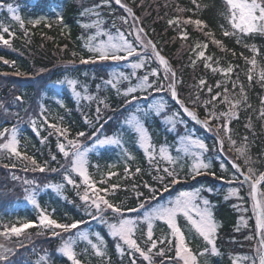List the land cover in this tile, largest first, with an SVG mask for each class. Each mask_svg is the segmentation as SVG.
Instances as JSON below:
<instances>
[{
  "label": "trees",
  "instance_id": "trees-1",
  "mask_svg": "<svg viewBox=\"0 0 264 264\" xmlns=\"http://www.w3.org/2000/svg\"><path fill=\"white\" fill-rule=\"evenodd\" d=\"M121 2L131 8L135 16L139 18L140 24L136 26L145 29V33L141 35L151 39L169 61L177 80L180 81L177 84L180 98L190 110L196 112L199 119H205L206 108L217 115L220 112H227L230 104L221 102L225 95H228L233 102L240 101L238 108L235 109L236 117L229 122V134L236 141L231 150L228 139L222 131L220 136L224 138L223 150L217 144L216 120L211 121L212 131H206L201 125L183 115L181 111L183 122L176 124L175 134L176 132H193L194 136L206 143L209 150L205 152V161L211 165L210 171L215 172L217 178L201 176L195 180L188 179L177 185H169L168 192L157 191V199L151 201V204L165 203L182 191L200 190L201 195L209 199L213 219L217 224L215 243L218 255L207 259L208 264H232L235 256L245 253L249 255V261L250 259L252 261L254 257L253 264H258L256 247L259 246L250 189L248 185H241L238 180H234L232 184L226 181L233 180L234 176L239 180L243 179L232 168V161L240 165L242 171H247L243 159H237L238 153L235 151V148L242 145L247 146L248 155L253 161L251 167L258 173L264 172V118L260 117L261 108L264 107L260 103L261 98H264V81L260 79V72L264 70V35L243 36L241 43H237L235 36L224 37L221 25L224 28H229V25L221 15L226 11L223 0H196V4H193L192 0H121ZM9 3L19 7L24 28H21L17 21L10 19L6 7L0 9V20H3V23L5 21L6 26L14 33L11 37L4 33V38L9 40L10 46L0 43V57L3 58L0 59V105H3V108H0V131L5 128L11 130L15 127L19 150L34 157L41 165L47 162L48 169L43 173L24 171L23 168L27 162L14 157L9 159L7 154L0 157V225L16 224L19 226L25 221L38 223V210L24 200L25 185L22 181L24 179L34 180L41 187L45 184L62 183L64 167L68 166V161L57 148L58 140L62 143L66 141L64 137H58L53 129H49L43 123L41 109L53 104L56 107L59 122H49L67 128L69 138H76L78 132H85L86 136L79 139L85 146H90L92 142L88 140V136H91L96 128H99L101 124L104 125L98 133L101 137L113 134L120 127L128 109L133 107L129 105L126 108L125 98L118 96L110 87L97 92V85H102L103 80L108 78L112 70L123 68L129 62L104 61L96 64H80V57L91 56L84 45L87 38L96 31L95 28H84L82 25L92 24L99 18L104 21L101 25L103 30L111 34H116L118 28L132 42H135V34L129 35L134 21L127 17V13L115 3V0H34L33 2L30 0H0V5ZM197 4L200 5L199 9L196 7ZM97 5L99 7H96ZM93 8L99 13V17L91 13L81 14L85 9ZM178 8L186 10L179 12ZM58 15L63 17L62 23L57 19ZM120 17L127 18L128 23L124 24ZM178 18L180 19L179 27L175 24L169 26L170 19ZM188 18L203 20L208 25L204 31L211 30L215 38L222 41L224 50L212 44L211 38L204 36L195 25L183 24V19ZM35 19H40L41 23L33 27L29 21ZM113 22H115V27H113ZM182 31L187 34V39H181ZM197 43H207L208 48H196ZM253 45L258 50V55L255 56L256 66L247 63V60L253 58V53L249 51V47ZM193 49L196 50L193 51ZM201 50L205 51L206 56L212 57V60L208 61L211 67L227 69L231 65L233 71L228 75H222L220 72H213L211 67L205 68L204 60H197V53ZM137 51L139 52L140 49L138 48ZM73 53L76 55L73 56ZM3 60H8L9 64H5ZM192 60H196L195 66L192 65ZM153 67L157 69L160 67L154 58L146 70ZM249 69H252L251 82L248 80ZM125 71L129 72L127 69ZM137 71L138 75L144 74L142 70ZM17 72L22 75H17ZM159 75L163 77L162 70ZM67 79H76L82 85H87L89 94L106 98L109 108L105 109L103 105L100 106L102 116L99 123L96 122V101L82 100L78 104L71 90L66 85L60 86L57 83ZM150 79L155 78L150 77ZM201 79L206 82L204 85L199 84ZM218 82L219 87H217ZM234 83L235 87H233ZM241 86L244 90L243 95H241ZM209 87L212 89L211 92L208 91ZM225 88L228 90L227 93H225ZM217 93L221 95L212 101L211 97L216 96ZM160 95L169 101L166 110L168 114L179 109V105L170 100L168 93L154 94V97ZM17 96L21 97L20 101L15 99ZM205 101L211 102L205 105ZM61 103L64 107L60 106ZM136 103L145 104L146 102ZM85 117L91 121V124L85 123ZM109 117L112 119L108 120ZM151 117L152 121L147 119L146 123L157 143L163 140L171 143L173 133H165L162 128V116ZM32 120L36 121L39 135L33 131ZM105 120H108V123L105 124ZM223 120L224 117H220L219 122L222 123ZM163 133L166 135L163 136ZM125 143L132 159L129 160L126 157L122 161L113 149H103L97 157L93 155L90 157L89 166L97 164L114 167L117 175L111 178H100L105 183H98L97 187L109 189L106 198L125 210V218L137 219L138 213H129L127 209L137 207L140 201L151 196L144 184L147 183L157 190L162 189L163 185L153 179L157 173L133 139L125 137ZM52 155L56 156V160L51 159ZM181 163L185 165L186 171L188 166L186 160ZM221 164L224 165V170L221 169ZM12 165L16 166L12 167ZM125 166L129 168L130 176L125 175ZM159 166L162 169L166 165L159 162ZM137 167L141 169L139 173H136ZM30 168L31 165H29ZM52 168L57 171L52 172ZM160 174H163L162 171ZM13 176L20 179L14 180ZM74 179L79 183V177L74 176ZM111 185H118V187L112 189ZM206 189H211V192ZM230 189H237L236 194L225 200ZM260 190L264 191V184L260 186ZM137 192L143 195L138 198ZM80 194H83V186H81ZM100 194L104 195L103 192ZM38 202L51 218L60 223H72L76 220L87 221L81 225V230L99 233L104 237L111 264H131L127 249L125 248L124 256L118 254L114 240L108 235L107 228L85 214L77 189L66 185L62 196L49 190L38 197ZM105 215L111 222L114 214L109 211ZM243 220L245 224H242ZM138 232L141 238L145 239L142 227H139ZM183 232L192 246L201 243V238L195 233L186 228ZM164 234L168 236L166 229L159 224L153 232V238L159 241ZM19 239L24 247L18 246L16 237H12L10 242L0 238V243L13 248L15 254L9 257L13 264H39L42 255L49 257V264H71L62 255L57 254L61 239L52 237L50 232L34 227L25 230ZM163 240L165 243H158L154 252L163 248L165 254L154 256V264H175L174 244L173 242L169 244V239ZM77 246L82 247L83 243ZM136 259L137 264H145L138 254ZM82 260L83 263L102 264L101 259L93 254L88 258L85 255ZM204 262L205 260H200V264Z\"/></svg>",
  "mask_w": 264,
  "mask_h": 264
},
{
  "label": "snow or ice",
  "instance_id": "snow-or-ice-1",
  "mask_svg": "<svg viewBox=\"0 0 264 264\" xmlns=\"http://www.w3.org/2000/svg\"><path fill=\"white\" fill-rule=\"evenodd\" d=\"M115 3L123 8L127 13V17L131 18L134 23L130 29L129 35L135 34V42H130L126 39L124 32L117 28L116 35L110 32H104L101 29V25L104 23L102 19H97L92 24H83L84 28H95L96 35L89 36L85 43V48L92 55L88 58L80 57V64H96L97 62L112 61V62H125L128 61V68L131 69L129 72L112 70L107 79L103 80L102 85H97V92L102 89L107 90L109 87L115 91L118 96L125 98V107L131 105V109H128V113L124 116L121 121L120 127L110 135H104L101 137L98 135L103 124L99 128H96L92 132L91 136H88V140L92 143L90 146H85L80 141V137H85V132H78L76 138H69V130L67 128L61 127L57 123H50L47 116H44V109H41V116L43 117V123L47 125L49 129H53L55 134L60 137H64L66 143L57 142V148L59 152L63 155L66 161H68V166L64 167L63 171V182L62 183H51L45 184L42 187L37 184L34 180L24 179L22 181L25 185L24 200L27 204L34 206L38 210V223L34 221H25L20 223L19 226L12 224L11 226L7 224L0 225V238L4 241H11L12 237L17 238V244L20 247H24L23 242L19 239L25 233V230L30 228H40L45 232H50L52 237H60L61 243L58 246L57 254L62 255L71 264H82V261L78 259V254L76 252V247L80 243H85L90 247L94 255L101 259L102 264H111L110 257L107 255L106 241L104 237L99 233H90L89 231L81 230V225L87 223L84 220H76L72 223H60L57 220L51 218V216L41 208L38 197L46 191L51 190L58 196L63 195V191L66 185H71L77 189V194L80 201L84 206L85 214L90 216L92 220L98 221L101 225L107 228L108 235L116 241L115 249L121 256L125 255V246L127 249V255L131 258V264H137L136 256L143 259L145 264H154L153 257L156 255L164 256L165 250L163 248L154 252L157 249V245L164 244L163 239L157 241L153 238V227L154 224L159 221L167 225L168 230H170L171 236L175 239V264H200L199 257L215 256L218 255L217 247L215 243V237L217 234V224L213 219V212L211 210V203L209 199L204 198L200 194V190H195L191 192L182 191L178 196L169 200L166 203H157L155 205L151 204V201L157 199V191L166 193L169 191V185H177L182 181L188 179L195 180L197 177L201 176H212L214 179L216 177L215 172L210 171L211 165L203 159V154L209 149L205 142L199 138H194L191 134H186L180 137V146L175 149L176 155L173 156L169 151L168 147L165 145L160 146L158 153L155 146L152 144L151 136L146 126V121L150 116H162V118L168 123L169 131H174L175 126L178 123H182L183 119L181 116V111L183 115L189 117L196 124L201 125L206 131H212L211 121L216 120V135L217 144H219L221 150H223L224 138L220 136L222 131L228 139L230 150L236 144V141L232 139L229 129V122L232 118L236 117L235 109L238 108L240 101L233 102L229 99L228 95L224 96L222 103L230 104L227 112H220L217 115L214 111L209 112L207 108L205 109V119L201 120L198 118L195 111L190 110L185 102L180 98L179 92L177 90V84L180 81L176 78L175 71L171 68L169 61L161 54V50L156 47V44L151 40L142 36L145 33L143 27H137L140 24V20L135 16L133 10L129 8L126 4L122 3L121 0H115ZM193 4H196V0H192ZM226 11L221 13L229 28H224L221 25L222 35L224 37L235 36L237 38V43L242 42L243 36H250L254 34L264 35V0H223ZM7 12L11 15V19L17 21L21 28H24V21L18 14V8L13 4L9 3L7 5H0V9L5 8ZM96 7H99L97 5ZM197 9L200 5H196ZM186 9L178 8L177 11L183 12ZM191 11V9H187ZM93 14L99 17V13L95 12V9H85L82 15ZM57 19L62 23L63 17L58 15ZM124 24L128 23V19L125 17H120ZM34 26L41 23L40 19H35L29 21ZM169 26L177 25L180 26V19H170L168 21ZM183 24L185 25H195L197 30L201 31L204 36L211 38V43L220 47L224 50V45L221 40L215 38L214 33L209 31H204L208 28V25L201 19H183ZM49 26V25H46ZM113 27H115V22H113ZM4 33H7L10 37L14 35L7 26L0 24V43L4 45H9V40L4 38ZM97 36H106V41H101L96 44L93 41ZM187 34L181 32V39H187ZM248 47L247 45H245ZM140 49L138 52L137 49ZM196 48L207 49V43H197ZM196 49H193L195 51ZM249 51L253 53V58L247 60V63L256 66L255 56L258 55V50L255 46L249 47ZM150 52V55L148 53ZM235 53H233L234 55ZM76 54L73 53V56ZM129 58H136L135 62L129 60ZM154 58L155 62L160 66L157 68H150L146 70L144 74L138 75L137 70L146 69L148 64ZM0 59H3L0 57ZM204 60V67L210 68L211 65L208 61L212 60L211 56H206L205 51L201 50L197 53V60ZM5 64H9L8 60H3ZM73 63V61H69ZM192 65L195 66L196 60L191 61ZM162 70L163 77L159 75ZM213 72H220L222 75H228L233 71L230 65L227 69L211 67ZM252 69H249L248 80L251 82L253 76L251 74ZM17 75H22V73L17 72ZM155 78V79H150ZM260 79L264 81V70L260 72ZM135 80V83H133ZM127 82L126 88H121V85ZM60 86H67L71 89L76 102L79 104L83 101H96V122L99 123L103 108H109V104L106 102V98H100L89 94L87 85H80V82L76 79H67L57 82ZM206 82L201 79L199 81L200 85H204ZM219 82L217 87H219ZM235 87V83L233 84ZM78 88L83 89V94ZM211 92V87L208 88ZM227 88H225V93H227ZM243 87L241 86V95H243ZM168 93L170 100L174 101L175 104L179 105V109L167 114V107L169 101L161 98L159 100L152 99L154 94ZM139 94V95H137ZM221 95L217 93L216 96H212L211 100H216L217 96ZM17 101L21 100L20 96L15 98ZM197 99L199 97L197 96ZM246 99V98H245ZM138 101H145V104L136 103ZM211 101H205L204 104L207 105ZM59 103V101H58ZM195 103V101H193ZM261 105L264 106V98H261ZM61 107L64 105L61 103ZM215 107V106H213ZM3 108V105H0ZM220 117H224L222 123H220ZM260 117L264 118V107L261 108ZM62 119V118H61ZM109 117L108 120H111ZM105 120L104 123H108ZM85 123L91 124V121L85 117ZM33 131L39 135V129L37 128L36 121H31ZM250 126V125H249ZM7 133V136H6ZM51 135V133H50ZM125 137H131L134 143L143 150L145 157L147 158L150 165L155 169L157 175H154L153 179L158 180V182L163 185L162 189H153L147 183L144 184L145 188L149 189L151 196L146 198L144 201H140L137 207L127 209V212L138 213L137 219L125 218V210L117 204L112 203L106 196L109 194L108 188H98L97 184H103L105 181L101 179L100 181L93 180L91 174L89 173V153L99 151L106 148H116L122 151L123 155L127 159H132V155L129 153ZM247 139L246 137L244 138ZM43 142V141H42ZM238 153L237 159H243L244 165L247 166V171H242L241 166L231 162L233 169L239 173V176L243 177L239 180L238 177H233V180L226 181L228 184H232L234 180H238L241 185H248L250 189V197L253 202V212L256 217V229L257 232L262 237L259 248L264 249V191L260 190V186L264 184V172H257L256 169L251 167L253 161L248 155L247 146L242 145L235 148ZM7 154L9 159L16 158L27 162L24 165L23 170H31L33 172H45L47 169V162L41 165L37 160L22 153L19 150V140L17 135V129L15 127L11 130L5 128L0 131V157ZM159 157V160L157 159ZM52 160H56V156L52 155ZM191 159V164L187 166L185 171V165L181 161ZM159 161L166 162V166L162 169L159 166ZM29 165L31 168L29 169ZM16 165H12L15 167ZM7 167V165H5ZM63 167V166H62ZM221 169L224 170V165H220ZM52 172H56L57 169L52 168ZM141 169L136 168V173H139ZM162 171L163 174H160ZM125 175L130 176L131 173L129 168L125 166ZM183 173V175H181ZM117 175L115 172H109L108 177ZM74 176L79 177V183L74 179ZM14 180L20 179L19 177L13 176ZM220 179H223L220 177ZM165 181H168L165 183ZM81 186H83V194H80ZM118 185H111L112 189H115ZM211 192V189H206ZM237 189H230L228 194L225 196V200L236 194ZM103 192L104 195L100 193ZM137 197H141L143 193L137 192ZM94 210V211H93ZM141 210H143L141 212ZM111 212L114 214L112 221L106 217V213ZM184 217L191 228L195 230V233L206 242V246L203 250L198 253H194L193 250L188 246L186 242V237L181 227L178 224V218ZM144 224L147 226L146 238L143 240V246L138 243L136 237V232L138 230V225ZM77 230V231H73ZM40 234V233H38ZM64 234H71L65 236ZM95 240H93V238ZM169 244L172 241H168ZM210 246V248L208 247ZM88 252V247L84 249V253ZM14 250L12 247L6 246L5 243H0V264H13L9 259L10 255H14ZM39 264H49V257L47 255H42L40 257ZM204 264H208L207 259ZM233 264H236V260H233ZM260 264H264V252L260 254Z\"/></svg>",
  "mask_w": 264,
  "mask_h": 264
},
{
  "label": "rangeland",
  "instance_id": "rangeland-1",
  "mask_svg": "<svg viewBox=\"0 0 264 264\" xmlns=\"http://www.w3.org/2000/svg\"><path fill=\"white\" fill-rule=\"evenodd\" d=\"M34 0H30V2H33ZM15 7H17V6H15ZM18 8V14L20 15V9H19V7H17ZM8 15H9V17H10V19H11V15L8 13ZM0 24H2V25H4V26H6V24H5V21H4V23H3V20H0ZM101 29H102V31H104V32H107V31H105V30H103V28L101 27ZM96 35V31H95V33L93 34V35H91V36H95ZM113 35H116V34H113ZM126 37V36H125ZM126 39H128L127 37H126ZM107 40V37L106 36H97L96 37V39L93 41V43H96V44H98V43H100L101 41H106ZM129 40V39H128ZM130 41V40H129ZM130 42H132V41H130ZM91 54V53H90ZM92 55V54H91ZM129 59H132L131 61L132 62H135V59L136 58H129ZM128 63H126V65H124L123 66V68H117L116 70H118V71H124V72H126L127 73V71H125L126 69L127 70H129V71H131V69L130 68H128ZM115 70V69H114ZM142 71H143V73L146 71V69H141ZM140 75H142V74H140ZM133 83H135V80H133ZM80 85H82L81 83H80ZM127 87V82H125L124 84H122L121 85V88L123 89V88H126ZM70 89V88H69ZM71 90V89H70ZM78 90H80L81 92H82V94H83V89L82 88H78ZM161 98H163V99H165L163 96H155V97H152V98H150L149 100L151 101L152 99H156V100H159V99H161ZM147 103V102H146ZM139 104H143V103H139ZM44 116H47L48 117V119H49V121L50 122H59V116H58V114H56V107L53 105V104H49V105H47V106H44ZM168 114V113H167ZM170 115V114H169ZM148 120L151 122L152 121V117L150 116L149 118H148ZM162 123H163V125H162V128L164 129V131H165V133H173L172 135H173V141L170 143L169 141H166V140H163V141H161V142H159V143H157V141H156V139L154 138V135L150 132V130L148 129V131H149V133H150V136H151V141H152V144L155 146V148H156V150H157V153H158V150H159V148H160V146H162V145H165V146H167L168 147V149H169V151L171 152V154L173 155V156H175L176 155V151H175V149L177 148V147H179L180 146V144H179V140H180V137H182V136H184V135H186V134H191L194 138H199V137H197V136H194L193 135V132H191V133H184V132H182V133H177L176 132V134H175V131H176V127H175V130L174 131H169L168 129H169V125H168V123L163 119L162 120ZM150 124V123H149ZM146 126H147V128H148V123H146ZM166 134H164L163 133V136H165ZM200 139V138H199ZM201 140V139H200ZM106 149H113L114 150V152L118 155V157L122 160V161H124V159L126 158V156H124L123 155V153H122V151L121 150H119V149H116V148H106ZM103 150V149H102ZM102 150H99V151H95V152H92V153H89V161H90V157L93 155L94 157H97L98 156V154L100 153V152H102ZM143 151V150H142ZM157 159L159 160V157H157ZM203 159L205 160V153L203 154ZM159 162H162V163H164L165 165H166V162H164V161H159ZM186 162H187V164H188V166L191 164V159H188V160H186ZM205 162H207V161H205ZM208 163V162H207ZM109 172H115L116 173V171H115V169H114V167L112 166V165H107V166H103V165H97V164H94L93 166H89V173L91 174V176H92V178H93V180H95V181H100L101 179L100 178H104V177H108V173ZM93 173H95V174H93ZM96 175V176H95ZM98 178V179H97ZM195 191V190H194ZM187 192H191V191H187ZM201 194V193H200ZM178 196V194L175 196V197H173L172 199H170V200H173V199H175L176 197ZM202 196V195H201ZM203 197V196H202ZM169 201V200H168ZM167 202V201H166ZM165 202V203H166ZM163 204V203H162ZM43 209H45V208H43ZM252 209H253V205H252ZM254 213V212H253ZM49 214V213H48ZM50 215V214H49ZM162 225L163 226V228L164 229H166V233H167V235L168 236H166V234H164L163 236H162V238L161 239H169L170 241H172L173 242V244L175 245V239H174V237H172L171 236V233H170V230H168V228H167V225L166 224H164V223H162V222H159V221H157L155 224H154V227H153V232L155 231V229H156V227H157V225ZM178 224H179V226L181 227V229H182V231H183V229L184 228H186V230H189V231H191V232H193V233H195V230L194 229H192L191 228V225H189L188 223H187V221H186V219L184 218V217H179L178 218ZM242 224H245V220H243L242 221ZM139 227L141 228H143V232H144V236H145V238H146V231H147V226L146 225H144V224H140V225H138V229H139ZM196 234V233H195ZM197 235V234H196ZM198 236V235H197ZM166 237H168V238H166ZM186 237V242L188 243V246L193 250V252L194 253H198V252H200L201 250H203L204 249V247L206 246V242H204L203 241V239L201 238V237H199V238H201V243H198L196 246H192L191 245V242H190V240L187 238V235L185 236ZM93 238V240H95V238L94 237H92ZM136 239H137V241H138V243H141V245L143 246V240L144 239H142L141 238V234L138 232V230H137V232H136V237H135ZM261 239H262V237H261ZM114 243H116V241L114 240ZM86 247H88V252L87 253H84V249L86 248ZM209 248H210V246H208ZM125 248H126V246H125ZM76 252H77V254H78V259H80L81 261H83L82 260V257L83 258H85V255H86V258H88L89 256H91V254H93L94 255V253L91 251V249H90V247L89 246H87L85 243H83V246L82 247H76ZM256 253H257V257H256V260H257V258H258V264H260V254L262 253L261 252V249L259 248V247H256ZM253 256V255H252ZM211 257V255H209V256H206V257H199V261L200 260H206V259H209ZM236 260V264H253V262H254V257H252V261H251V259H250V261H249V255L247 254V253H245V254H242V255H237V256H235L233 259H232V264H233V260ZM82 264H89V262H86V263H83L82 262Z\"/></svg>",
  "mask_w": 264,
  "mask_h": 264
},
{
  "label": "water",
  "instance_id": "water-1",
  "mask_svg": "<svg viewBox=\"0 0 264 264\" xmlns=\"http://www.w3.org/2000/svg\"><path fill=\"white\" fill-rule=\"evenodd\" d=\"M255 224H256V222H255ZM256 231H257V229H256ZM257 237L259 238L260 237V234L257 232ZM263 252H264V249H263Z\"/></svg>",
  "mask_w": 264,
  "mask_h": 264
}]
</instances>
